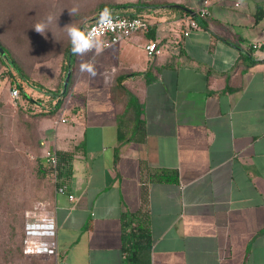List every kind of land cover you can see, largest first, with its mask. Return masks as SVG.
I'll return each mask as SVG.
<instances>
[{"label":"crops","instance_id":"1","mask_svg":"<svg viewBox=\"0 0 264 264\" xmlns=\"http://www.w3.org/2000/svg\"><path fill=\"white\" fill-rule=\"evenodd\" d=\"M32 1L23 11L41 17L14 21L6 1L0 44L42 90L24 86L36 113L57 104L44 92L67 90L56 111L31 119L43 161L47 153L71 155L51 202L56 252L44 257L264 264V60L249 52L264 41V0H212L206 17L198 15L204 0ZM125 5L141 8L147 32L99 56L71 53L65 25ZM48 15L59 16L57 26L38 34L33 26ZM188 19L200 29L184 37ZM148 42L161 54L147 57ZM89 60L95 78L79 70ZM171 176L176 181H166ZM124 223L135 234L133 260L122 252ZM140 228L147 250L138 251Z\"/></svg>","mask_w":264,"mask_h":264},{"label":"rangeland","instance_id":"2","mask_svg":"<svg viewBox=\"0 0 264 264\" xmlns=\"http://www.w3.org/2000/svg\"><path fill=\"white\" fill-rule=\"evenodd\" d=\"M0 1L2 18V10L8 0ZM9 1L13 21L17 17L29 16V19L35 20L41 17L39 12L23 11L24 6L35 4L32 0L26 4L19 3V0ZM47 1L49 4L55 2ZM4 74L3 70L0 73V264H52L44 255L27 256L21 251L25 223L42 220L47 214L50 217L54 181L50 184L48 180H51V176L48 174L44 177V170L36 160L34 151L39 145L36 131L34 126L30 127V120L24 116V111L10 98L12 89L9 82H4ZM32 131L34 134L31 138ZM9 250L11 254L4 257L2 251Z\"/></svg>","mask_w":264,"mask_h":264},{"label":"built area","instance_id":"3","mask_svg":"<svg viewBox=\"0 0 264 264\" xmlns=\"http://www.w3.org/2000/svg\"><path fill=\"white\" fill-rule=\"evenodd\" d=\"M212 0H204L202 8L199 12L200 17L208 15V8ZM187 30L183 36L187 37L189 31L200 29L199 24L194 19H188L186 22ZM85 29H95L102 36L105 41V50L117 46L132 36L147 32L148 26L145 24L143 17L132 16L123 17L120 15L107 16L95 22L87 23ZM144 51L147 57L152 58L161 54L160 48L154 42H148L144 45ZM250 54L257 60H264V41L254 42L249 47ZM10 98L14 103L18 100V92L16 90L10 91ZM65 122V120H61ZM47 165L53 170V181L58 182V158L55 153H47L45 156ZM59 194L65 193V187L60 186L56 189ZM72 200V196H69ZM45 218V219H44ZM42 220L29 221L24 228V254L27 256H54L56 252V234L57 226L55 221L49 216H45ZM44 239H47L44 241Z\"/></svg>","mask_w":264,"mask_h":264},{"label":"trees","instance_id":"4","mask_svg":"<svg viewBox=\"0 0 264 264\" xmlns=\"http://www.w3.org/2000/svg\"><path fill=\"white\" fill-rule=\"evenodd\" d=\"M31 0H19V3H30ZM1 3V1H0ZM131 7H135V6H113L112 10L109 12V16H116V15H120L123 17H132V16H139L140 14L138 13V8L137 6L135 7V14L134 13H129V8ZM122 12H119L121 11ZM84 20H80V24L83 23ZM198 22V20H196ZM0 50H3L7 59H4L3 56L0 55V73L2 72L1 70L5 71L4 79L3 80H7L10 84V88L12 90H16L18 92V100L16 101V104L18 105L20 110H23L26 116L29 120H30V127L33 128V125L31 123V119L34 118L35 116H40V115H47V114H52L54 111H56V109L60 106V104L62 103L64 97L67 95V90L63 93L60 94V92H44V95L46 97H51L53 99L56 100L57 104L55 105L54 109L52 110H48V111H40L38 113H36L35 109L37 108L34 102V99H32L30 97L29 94H27L25 92L24 86H30V87H36L37 91H39V93H42L41 89L38 88V86L34 85L33 83H31L25 76L22 68L18 65V63L11 57L9 56V54L5 51L4 47L0 44ZM68 89V88H67ZM6 103V102H4ZM22 113V112H21ZM22 113V114H23ZM33 131L31 132V138L33 137ZM38 147H35V155L37 156V162L40 165V167L44 170V177L45 175H50L51 180L50 184H52L51 182H53L54 176L52 175L53 170L47 165L46 161H43L37 151ZM58 158V177L60 178L61 176L63 177V173L69 174V162L71 160V155L67 154V153H62V152H58L55 154ZM171 176V178H166V181H176V177ZM165 179V178H164ZM54 186L51 187L52 191H51V197L50 200L52 202L53 200V196H54V190H55V182ZM5 195V194H4ZM9 202H6V204H8ZM28 223V221L25 223V225ZM25 225L23 226V231H22V236L24 239L25 233H24V228ZM124 225V230H123V235H122V252L124 254L127 255L129 260H133V258L131 257V255H133V251L135 248H137L136 246H134L135 244L133 239H135V234H132V232H128L125 231V223ZM138 251L139 250H147L149 248L148 245V238L147 235L145 233V231L143 229H139L138 230ZM135 247V248H134ZM24 246L21 242V251L24 255ZM2 254H4L5 256H9L11 254V251H2ZM6 257V258H7ZM5 258V259H6ZM52 262V261H51ZM53 264V263H52Z\"/></svg>","mask_w":264,"mask_h":264},{"label":"clouds","instance_id":"5","mask_svg":"<svg viewBox=\"0 0 264 264\" xmlns=\"http://www.w3.org/2000/svg\"><path fill=\"white\" fill-rule=\"evenodd\" d=\"M78 9L73 7L69 11L70 16L76 15ZM59 16L48 15L40 22H37L33 29L41 35L49 32V26L55 24L57 26ZM103 19V17H102ZM66 30V35L69 39L71 46V53L74 56L84 57L89 53H93L95 56H99L105 50V41L102 36L95 29H85L82 26L75 25L73 23L65 25L63 27ZM81 73H87L90 77L95 78L97 76V70L95 63L91 60L81 62L79 65Z\"/></svg>","mask_w":264,"mask_h":264},{"label":"water","instance_id":"6","mask_svg":"<svg viewBox=\"0 0 264 264\" xmlns=\"http://www.w3.org/2000/svg\"><path fill=\"white\" fill-rule=\"evenodd\" d=\"M171 7H173V8H177V9H180V10H184L182 7L177 6V5H173V6H171ZM189 13H191V12H189ZM107 16H109V13H107V12H103V11H100V12H99L96 16H94L91 20L85 21L81 26L84 27L87 23L95 22V21L101 19L102 17L104 18V17H107ZM194 17L196 18V15H195V14H194ZM0 55L3 56L4 59H7V57H6V55H5V53H4L3 50H0ZM69 78H70V73L68 72L67 75H66V77H65V80H64V86H63V87H64V88H63L64 91H65L66 88H67V85H68V82H69Z\"/></svg>","mask_w":264,"mask_h":264}]
</instances>
